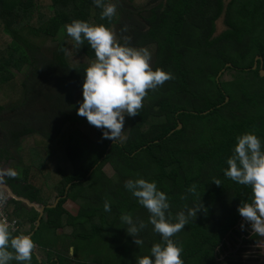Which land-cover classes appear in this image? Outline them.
Instances as JSON below:
<instances>
[{"label":"trees","instance_id":"16d2710c","mask_svg":"<svg viewBox=\"0 0 264 264\" xmlns=\"http://www.w3.org/2000/svg\"><path fill=\"white\" fill-rule=\"evenodd\" d=\"M110 2L116 3L117 15L102 19L93 0H0V32L7 36L0 47V91L18 88L17 101L11 94L9 102L0 104V160H12L10 150L16 152L17 173L8 174L5 182L27 201L9 200L5 221L13 235L33 240L28 264H134L135 257L149 254L160 240L147 223V209L124 188L126 180L139 176L154 180L167 194L173 217L201 201L206 210H199L172 239L182 248L184 264H218L225 238L241 235L237 206L250 202L252 195L249 186L223 174L226 158L242 133L252 132L264 142L259 59L251 69L257 55L264 68V0ZM74 19L109 27L118 43L147 50L153 69L172 73L163 85L147 91L137 115L125 116L117 140L102 138L101 129L90 123L93 136L81 133L88 127L77 114L82 93H72L81 88L95 54L87 41L78 46L67 35L65 25ZM218 21L224 27L220 31ZM30 135L40 136L43 144L41 149L29 147L25 157L21 143ZM56 151L68 156L73 170L51 184L49 167ZM37 179L43 182L36 184ZM192 185L195 192L188 191ZM44 189L54 191L53 199L59 201L44 209L35 226L38 211L29 203L45 204ZM67 200L77 203L75 214L63 207ZM105 200L110 212L104 210ZM124 212L147 224L139 233L142 245H135L121 224ZM101 232L105 242L100 252L109 255L100 259V252L90 248V259H84L80 253ZM128 242L130 253L124 249Z\"/></svg>","mask_w":264,"mask_h":264},{"label":"clouds","instance_id":"9594fccd","mask_svg":"<svg viewBox=\"0 0 264 264\" xmlns=\"http://www.w3.org/2000/svg\"><path fill=\"white\" fill-rule=\"evenodd\" d=\"M93 2L101 9L102 19H111L117 15L116 3L110 0ZM65 31L78 46L87 41L95 54V60L84 70L82 99L78 104L77 114L101 129L102 138L117 140L125 128V116L137 115L147 91L163 85L172 78V73L161 68L153 69L148 62L147 50L118 43L112 30L103 24L94 25L74 19L65 25ZM225 162L227 167L223 169V174L232 181L251 188L250 202L237 206L240 220L243 218L255 232L264 236V142L252 132L238 135L231 148V155ZM15 174L14 171L9 172V175ZM213 182L220 185L218 180ZM0 186L4 192H9L5 178L0 181ZM124 188L147 209V223L160 236V240L151 245L149 254L135 257L134 264H184L181 258L182 248L172 237L184 229L190 219L194 220L199 210H206L201 201L192 207L186 205L184 210L173 217L169 211L167 194L157 187L154 180L138 176L126 180ZM188 191L195 192L196 186L192 185ZM2 197L6 206L8 199L6 196ZM11 200L27 202L23 198ZM53 202L47 201L41 205ZM33 203H29V206L35 207ZM103 207L106 212H110V201L105 200ZM120 221L122 225H126L124 229L133 237L135 245H142L144 241L139 233L147 227L145 221L134 219L128 212L121 214ZM243 227L241 224V228ZM34 247L30 236L13 235L10 224L0 220V264H11L12 261L28 264Z\"/></svg>","mask_w":264,"mask_h":264},{"label":"rangeland","instance_id":"374dc122","mask_svg":"<svg viewBox=\"0 0 264 264\" xmlns=\"http://www.w3.org/2000/svg\"><path fill=\"white\" fill-rule=\"evenodd\" d=\"M122 4H127L126 0H121ZM134 4V3H133ZM115 28V26H113V29ZM222 28H224L221 25V22L218 21L217 23V31H220ZM115 31V29H114ZM7 40V36L4 35V33L0 32V47H2V44L5 43V41ZM39 41H37L38 43ZM44 45H50L47 41L44 42ZM47 48L49 46H46ZM75 57H72L71 59H73ZM77 62V61H76ZM20 76V75H19ZM226 79L228 78L227 76L225 77ZM17 83V82H16ZM81 88H77L73 90L72 96H77L78 94H81ZM13 94L14 96L13 98V102L17 101V95H18V88L16 89V87H14L13 90H11V88H9V86H5L3 87V90L0 91V104H6L7 102H9L10 100V95ZM11 98V99H12ZM41 104V103H40ZM42 105V104H41ZM85 123H87L88 127L84 128L82 127L81 133L83 134H89L88 136H93V132L91 133V129H90V124L89 122L86 120ZM56 125H59V123H56ZM49 128V127H48ZM48 131H50V128L48 129ZM51 133V132H50ZM43 144V141L41 139L40 136H35V135H30L27 136L25 138L24 141H22L21 143V151L20 153L27 157V151L29 147H35V149L39 148L41 149V146ZM23 149V150H22ZM13 153V159L12 160H7V161H2L0 160V181H2V179L6 178L7 175L9 174L10 171H14V167L13 164L16 161V155L12 150H10ZM48 153V152H47ZM59 153V155H58ZM46 155V153H45ZM44 163L47 161V158H43ZM43 161H40V167L44 166L43 165ZM55 162L54 165H50L49 169L51 170L50 172V178L52 179L51 184H56L60 181V179L63 177L62 176V172L63 173H70L73 170V162L71 160H69L68 156L64 153V154H60V152L56 151L55 154V158L53 160ZM20 165V164H19ZM22 167V166H20ZM58 168H60V172L57 170ZM21 169H19V172H21ZM45 171V167L42 168ZM91 171V170H90ZM109 173V170H107ZM17 173V172H16ZM41 176L45 179H48V176L46 175V172L41 173ZM41 182H43V179H40ZM40 180H36V184L40 183ZM70 183V182H69ZM67 183L65 185V188L67 187V185L69 184ZM47 186V185H46ZM47 188H50L49 185L47 186ZM50 190L46 191L44 189V192H42L43 195H41V197H45L47 199V201H55V199H53V197L55 196V192L54 191H50L51 193V197L49 198L47 196L48 192ZM22 204H25L24 202H22ZM37 203H33V205H36ZM39 204V203H38ZM28 206V205H27ZM39 206V205H36ZM63 207L67 210H69V212H71L72 214H75L77 209H78V205L76 202H73L71 200L65 201L63 203ZM36 222V220H35ZM241 224L244 225L243 228H241ZM238 226L240 227V236L234 237V238H230L227 237L225 238V244L226 247L223 248L222 252H220L219 255H217V261L218 264H264V236L260 235V242L257 243H248V244H243L241 242L242 238H248L249 235H246V233H244V231L248 232H253L255 231L254 229L251 228L250 224L248 222H244L243 220H240V224H238ZM68 231L71 230V228H65ZM244 230V231H243ZM244 233V234H243ZM242 236V237H241ZM241 237V239H240ZM238 238V239H237ZM104 235L102 236V232L100 234H98V236L96 237V243L95 244H89V247L87 248V251L84 252V250H82L83 253H80V255L84 258L89 260L90 259V252L88 251L90 248L92 249H97L100 252V249L103 247L104 245ZM236 240V241H235ZM80 242L76 241V245H78ZM87 243V242H86ZM70 249V248H69ZM124 249L130 253V249H131V245L130 242H128ZM109 254L106 252L101 251L99 253L100 259L102 258H106ZM111 256V255H110Z\"/></svg>","mask_w":264,"mask_h":264},{"label":"water","instance_id":"95a60500","mask_svg":"<svg viewBox=\"0 0 264 264\" xmlns=\"http://www.w3.org/2000/svg\"><path fill=\"white\" fill-rule=\"evenodd\" d=\"M257 59L260 60V63H259V64H260L259 73H260V75H263V74H264V68L262 67V58H261V56H259V55L255 56V59H254V62H253V65H252L251 69H255V68H256V66H257V61H256V60H257ZM226 65H227V66L230 65V63H227ZM222 70H224V69H222ZM222 70H221V71H222ZM221 71H220V72H221ZM220 72H219V74H220ZM227 99H228V98L225 97V101H227ZM180 127H181V123L178 122L176 128H180ZM69 185H70V183H69V184L67 185V187L65 188V194H64L63 196L66 195ZM1 186H2V185H1ZM1 186H0V187H1ZM4 186H5V185H4ZM0 194L3 195V196H6L7 199H8V201L11 200L12 198H15V199H17V200H21V199H22L21 197H17V196L11 191L10 188H9V192H4V190H3L2 188H0ZM58 200H59V197H57V198L55 199V201H54L52 204L39 205V206H36V205H35V209L38 211V216H37V219H36V222H35V226H37V225L39 224V220H40V218H41V216H42V214H43V212H44L45 207H47V208L55 207L56 204H57V202H58ZM32 205H33V204H32ZM69 250H70V252H72V248H71V247H70Z\"/></svg>","mask_w":264,"mask_h":264},{"label":"flooded vegetation","instance_id":"af4514ba","mask_svg":"<svg viewBox=\"0 0 264 264\" xmlns=\"http://www.w3.org/2000/svg\"><path fill=\"white\" fill-rule=\"evenodd\" d=\"M242 220H243V218H242ZM244 221V220H243ZM244 222H246V221H244ZM244 233H246V235H249L248 236V239L249 238H256V240L255 241H252V239H251V241L249 242H246V241H243V239H241V237H240V239H241V242L243 243V244H248V243H259L261 240H260V235L257 233V232H255V231H253V232H248V234H247V231L246 232H244ZM243 233V234H244ZM255 234H257L256 236H254ZM238 239V238H237ZM247 239V240H248ZM236 241V240H235Z\"/></svg>","mask_w":264,"mask_h":264},{"label":"built area","instance_id":"2783aa9c","mask_svg":"<svg viewBox=\"0 0 264 264\" xmlns=\"http://www.w3.org/2000/svg\"><path fill=\"white\" fill-rule=\"evenodd\" d=\"M4 208H5V199L2 197V195H0V217L3 221H5Z\"/></svg>","mask_w":264,"mask_h":264},{"label":"crops","instance_id":"0c3cea01","mask_svg":"<svg viewBox=\"0 0 264 264\" xmlns=\"http://www.w3.org/2000/svg\"><path fill=\"white\" fill-rule=\"evenodd\" d=\"M68 201V200H67Z\"/></svg>","mask_w":264,"mask_h":264}]
</instances>
